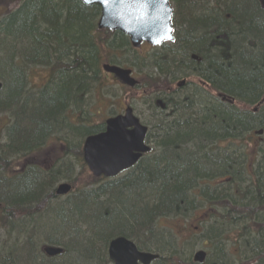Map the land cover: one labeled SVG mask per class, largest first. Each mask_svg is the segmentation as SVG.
I'll return each instance as SVG.
<instances>
[{
    "label": "trees",
    "instance_id": "16d2710c",
    "mask_svg": "<svg viewBox=\"0 0 264 264\" xmlns=\"http://www.w3.org/2000/svg\"><path fill=\"white\" fill-rule=\"evenodd\" d=\"M240 1L245 0H170L173 25L184 30L176 44L142 59L127 36L97 28V6L87 7L79 0H0V81H4L0 115L10 110L6 106L16 105L18 110L12 112L16 111L20 126L10 128L7 142L0 143V168L13 177L0 189V198L9 221L27 229L32 226L33 239L67 245L65 256L49 264H100L108 239L115 235H135L148 248L160 250L156 264H162L178 257L176 238L193 239L197 236L193 230L202 231V245L220 244L209 250L219 262L226 249L233 248L239 254L233 264H264V106L257 116L238 114L207 95L208 90L182 89L155 118L159 130L150 140L156 152L137 171L98 189H88L98 184L91 176L82 186L81 179H69L74 164L85 169L77 142L104 129L103 122L93 124L90 108L92 102L108 101L109 78L118 83L103 72L106 64L142 69L144 100L155 89L171 85L168 80L189 73L205 79L214 93L242 102L257 99L264 89V8L258 0L234 7ZM191 54L199 62L191 60ZM146 66L151 70L144 73ZM37 71L57 74L49 87L23 100L25 86ZM121 87L126 94H136ZM81 109L85 111L80 118H74ZM167 111L173 118L165 115ZM65 142L73 151H52V160L62 163L50 172L28 168L30 156L50 143L58 148ZM22 158L24 166L14 170ZM64 180L73 191L59 201L55 187ZM123 202H132V210ZM116 206L121 211L112 212ZM106 213L114 219L106 218ZM6 217L0 214L3 228ZM217 218L233 228L224 239L208 241L215 234L210 223ZM158 222L166 228L161 233L154 230ZM167 222L179 226L167 227ZM77 229L84 230L90 243L71 242ZM5 244L9 251L5 254L0 246V264L27 263L23 257L11 260L16 242L8 239Z\"/></svg>",
    "mask_w": 264,
    "mask_h": 264
},
{
    "label": "water",
    "instance_id": "95a60500",
    "mask_svg": "<svg viewBox=\"0 0 264 264\" xmlns=\"http://www.w3.org/2000/svg\"><path fill=\"white\" fill-rule=\"evenodd\" d=\"M80 1L87 7L96 5L101 8L97 25L99 30L123 33L129 37L134 48H139L142 43L159 46L165 41H173L172 8L168 0H109L107 6L103 0ZM103 70L128 87L137 85V81L131 77L130 70L109 65H105ZM146 131L133 116L130 108L124 115L107 120L105 131L87 138L84 143L83 158L90 172L97 178L101 176L112 178L133 167L141 154L149 151L144 145ZM71 191V185L62 184L57 188L56 195L65 196ZM109 247V256L115 264L129 263L125 260L124 254L138 260L142 257L146 263L157 258L138 254L134 246L123 239L113 241ZM60 252L55 249L47 250L48 255L54 256ZM194 259L202 263L205 253H197ZM135 261L137 260L134 259L132 263L136 264Z\"/></svg>",
    "mask_w": 264,
    "mask_h": 264
},
{
    "label": "bare ground",
    "instance_id": "6f19581e",
    "mask_svg": "<svg viewBox=\"0 0 264 264\" xmlns=\"http://www.w3.org/2000/svg\"><path fill=\"white\" fill-rule=\"evenodd\" d=\"M229 18V17H228ZM184 30V28H179V31H178V36L176 38V41H175V44L177 43V39L180 35V33ZM195 58V57H194ZM239 64V62H236V64ZM43 65V64H42ZM154 66V64H153ZM18 67V66H16ZM20 68V67H18ZM38 72V71H37ZM42 74L43 75V78L40 79V83L39 84H34L33 81L32 83L30 84H27L25 86V89H24V99H26L28 97L29 94H39V91L41 90V88H46V87H49L51 85V83L53 82V80L55 79L56 77V72L55 71H49V72H38V75ZM0 84H1V89H0V93L2 92V90L4 89V81L2 82V80L0 81ZM156 91L154 93H158V92H161L162 89H155ZM112 96V94H109ZM155 97V96H153ZM218 102H220L222 105L226 106V107H233L235 110H237V113L238 114H245V113H248L250 115H253V116H257L260 114V112L262 110H260L263 106H264V89L263 91L261 92V94L257 97V99L254 101V102H242L241 100L233 97L231 98L230 100L228 101H220L218 100ZM95 106L96 104L94 102H92ZM236 103V106H234ZM108 106V105H107ZM106 106V107H107ZM147 111L148 115H143V118L144 120H142L140 123L144 126H152L156 131L159 130V125H158V121L157 118L159 115H160V110L151 104V102H147ZM10 108V110H9ZM17 106L14 105V106H6L5 110H9V111H6V115H7V126H6V129H5V135L7 134V129L9 128H17L20 127L17 123V119L15 117V113L16 111L12 112L14 109H16ZM93 108H90V113L92 112ZM81 112H77L75 111V116H73L74 118L76 117H79L80 116V113H82L83 109L80 110ZM77 112V113H76ZM110 114L108 115V117H114V112L112 109L109 110ZM73 113V114H74ZM68 114V113H67ZM93 116L95 115V113L92 114ZM116 115L119 117L120 115L116 113ZM70 116V114L68 115ZM73 117H69V118H73ZM96 118V116H94ZM80 118V117H79ZM94 118V120H95ZM172 118V117H169V119ZM77 119V118H76ZM87 118H84V120H86ZM88 120V119H87ZM98 122H94L93 124H97ZM22 128V127H21ZM56 131H58V129H56ZM104 132V129L102 131H98V132H95V133H91V134H87L84 136V138L82 139V142H81V139L77 142V145H78V148H79V153L80 154H84V143H85V140L89 137H92V136H97V135H100ZM260 135L262 133H259ZM82 143V144H81ZM5 144V143H4ZM83 145V146H82ZM61 150H68L69 153H71L73 150H70L69 149V142H65L61 147ZM76 151H77V148H76ZM72 155H74L72 153ZM146 162H142V163H139L138 165H136L132 171L137 168L140 164H144ZM6 169H2L0 168V189L5 186L8 181H11L12 180V176L8 175L9 173H5ZM129 169L128 170H125V171H122L120 172L119 174H117L116 176L112 177V178H109V182H113V181H116V180H119V178L121 177H125L127 174H129L130 172ZM135 171H137V169H135ZM208 196V195H207ZM218 198V197H217ZM204 214V212H201V214ZM0 214L3 215L4 217H6V203H4L1 198H0ZM106 218L110 219V220H113V216H111V214H108L106 213ZM173 217V216H171ZM6 223H5V226L7 229L11 230V231H14L13 229L10 228V226H22L21 223L19 224H15L13 222H10L9 219L6 217ZM31 227V228H30ZM29 229L24 228L23 229V236L25 237L23 240L19 241V239L16 241V245L12 248L13 249V253L10 255L11 256V260L13 262H16L18 261V258L19 257H23L22 259H26L27 258V263L25 264H49V261L50 260H57V259H60L61 257L65 256V254L67 253V245L65 243H56V242H53V241H50L49 239H46V238H32L30 233L32 232V226H30ZM169 227V226H168ZM210 227L213 231L214 236L210 239H208V241H217L221 236L223 238L221 239H224L226 234H227V231H229V229H232L233 226H231L228 222L224 221L222 218H217L215 219L212 223H210ZM209 227V228H210ZM74 239V240H73ZM112 239L114 240V236H112L111 238L108 239V242L107 244L112 241ZM75 240H81V241H84L86 243H90V240H88V235L84 232V230L82 229H77L75 232H74V237L71 238V242H74ZM45 244V245H43ZM134 248L136 247V245L134 243H131ZM220 244H216V246H218ZM27 246H34V255H32L33 253V249L30 248V251H22V252H19L18 251V247L20 248H24V247H27ZM216 246H212L211 248H209V246L207 244H204V248L208 249V250H211V251H215L216 250ZM137 248V247H136ZM147 249V252H139L138 251V254L140 255H151V256H158L160 255L161 256V251L158 250V249H150L148 248L147 246L145 247ZM48 249H55V250H60V254H57V256L54 258V259H50L49 258V255L47 253V250ZM154 251V252H153ZM165 252V250H164ZM69 255V253L67 254ZM173 255V254H172ZM30 257V258H28ZM70 258V255L68 256ZM66 259L67 260H69ZM145 260V259H144ZM143 260V258L141 257L138 262L136 264H145V261ZM30 261V262H28ZM104 261V257L103 259L100 261V264H102ZM147 264H154L153 262H149Z\"/></svg>",
    "mask_w": 264,
    "mask_h": 264
},
{
    "label": "rangeland",
    "instance_id": "374dc122",
    "mask_svg": "<svg viewBox=\"0 0 264 264\" xmlns=\"http://www.w3.org/2000/svg\"><path fill=\"white\" fill-rule=\"evenodd\" d=\"M248 2H250V0H245V1H240L236 4H234V7H239L241 6L242 4L243 5H249ZM251 3V2H250ZM252 4V3H251ZM139 53V57L140 58H144V59H147L149 58L150 55H152L154 52L150 51L148 48L146 49V47H142L141 50L138 52ZM151 70L150 69V66H146L145 69L143 68V71L144 73L146 71H149ZM142 69L141 70H138V69H135L134 71V74H135V77L139 80V77H141L143 74H142ZM140 74V75H139ZM43 78V75L40 74L38 75V72L37 73H33L32 75V80H33V83L34 84H39L40 83V79ZM109 81V84L107 83V89L105 90V96L109 102L107 101H104V102H101L99 104H97L96 102V106L94 105L93 107V113H95V122L97 121L98 123L100 121H105V119L108 118V115L110 114L109 110L112 109L113 112L116 114H121L123 112V110L125 109L126 105H128L129 107H131L134 111V113H136L140 118L141 120H144L143 118V115H148L150 113L146 112L148 107H147V102L144 101V99H140V94L142 93V90H140L139 93H136L135 95L134 94H126L127 92L124 91V89H122V87L120 88L121 85H119L117 82H115L114 80L112 79H108ZM140 81V80H139ZM179 81V80H178ZM158 85V84H157ZM156 85V86H157ZM124 93V94H123ZM109 94H112L109 95ZM123 95V97L121 98V96ZM124 96H126L127 98L124 99ZM108 105V106H107ZM107 106V107H106ZM18 110V108H16ZM143 113V115H142ZM148 113V114H147ZM7 118H5L3 115H0V143L3 145L5 142H7V139L5 138V129H6V126H7ZM9 130V128L7 129V131ZM63 132V131H62ZM151 146L153 147V149L155 150L156 148V145L154 143V140L151 141ZM50 150H53V148L50 149V147H48L47 149H45L43 152V156L44 155H47L49 157V159L53 158L52 156V153ZM162 151V150H161ZM156 152V151H155ZM154 154V153H153ZM152 154V155H153ZM30 162H39V160H37L35 158V156H32L29 158ZM39 169H44L45 171H48L52 165L50 163L48 164H44V165H38ZM14 170L17 171V168L16 166L13 167ZM53 169V167H52ZM12 176V175H10ZM89 176H90V172H88L87 169H83L80 165H76L74 164V173L71 174V176H69V179L70 178H76V179H81L80 180V186L83 185V182L86 181V178H87V181L88 182V179H89ZM65 179V178H63ZM64 181H67V180H64ZM60 183H63V182H60ZM87 187L83 188V187H80L81 190L83 189H86ZM93 188H97L98 189V186L97 184L96 185H93V186H88V189H93ZM70 197V196H68ZM68 197L66 198H62V201L66 200ZM72 197V196H71ZM123 204H126L127 205V209L129 210H132V206H134V204L132 202H123ZM111 211H121V209L116 206L115 208H111ZM160 222V221H159ZM158 222V223H159ZM169 227H177L179 225H176L175 222H167ZM164 225L163 223H159V224H156L154 226V230L157 231V233H161L162 231L165 230V228L162 226ZM39 226H42V224H39ZM50 226H51V229L53 230L55 228L54 224L50 223ZM11 229H13L14 231H11L7 228H3V226L1 227L0 226V246L2 245V247L5 249V254L9 251L6 249H8L7 245L5 244L6 241L8 239H10V241H14L16 242L18 239L19 241L23 240L25 237L23 236V229L25 228V226H10ZM193 232H195V234L197 235L196 237H193V239H184L183 237H179L180 239H178L179 242H183L184 241H188V245L186 244L185 248L181 249V258L183 260V262H181V264H193L192 262H188V260L192 259L193 255L197 252V251H201V250H205V248H202V242H203V239H202V236H199L200 234H202V231L201 230H193ZM233 235V234H232ZM178 237V236H177ZM189 239V240H188ZM45 245V244H43ZM14 246H12L13 248ZM30 248L33 249V253L32 255L35 256L34 254V246H27V247H24V248H20L18 247V251L19 252H22V251H30ZM1 249V248H0ZM206 251V250H205ZM154 252V251H153ZM226 258H230L229 256H225L223 258V261H226V262H232L231 258L230 259H226ZM72 259V257L70 258V260ZM74 261H70V263H73ZM157 263V262H156ZM208 263H212L214 264L215 262L213 261V259H210L208 260ZM222 263V261H220V264ZM165 264H171V263H165ZM172 264H175V262H172ZM218 264V263H217ZM227 264H232V263H227Z\"/></svg>",
    "mask_w": 264,
    "mask_h": 264
},
{
    "label": "flooded vegetation",
    "instance_id": "af4514ba",
    "mask_svg": "<svg viewBox=\"0 0 264 264\" xmlns=\"http://www.w3.org/2000/svg\"><path fill=\"white\" fill-rule=\"evenodd\" d=\"M166 46H168V45L167 44H165V45L163 44V46H161L159 49L161 50L162 48H164ZM151 49H156V48L152 47ZM190 59L193 60V61L196 60L197 62H199V60H200L199 57H197L196 54H191ZM186 76H187L186 78H183V77H185V76H183L180 79H177L175 81L169 80L170 83L174 82L173 85H167L164 89L161 90V92L150 93L149 94V98L146 99V101L147 102H151V104L156 106L159 110H165L166 106L170 105L169 101L172 99V97L174 96L175 93H177L178 91H181L182 89L187 90L189 88H193V89L200 88L202 90H208L209 92H208L207 95L211 96L212 98H214L216 100H219L217 98L216 92L214 93L212 91L211 84H209L205 79H203L202 77H199L195 73H189V74H186ZM181 82H183V83H181ZM153 96H155V97H153ZM168 110L170 111V109H168ZM169 111H167L166 114H165L168 118L172 117V113H173L172 111L171 112H169ZM147 127L149 128V136L151 135L150 137H155V135L157 134V131L153 130L152 126H147ZM59 150H61V148H59ZM145 157H142V159L139 162L140 163L144 162L146 160ZM59 163H62L61 159H59L57 161V164H59ZM54 166L55 165H53V167ZM119 237H122V238H125L127 240L132 241L136 245L137 251H139V252H147V249L145 248L146 245L138 237H136L135 235H130L128 237L127 236L115 235L114 236V240L119 238ZM110 243H111V241L103 249V254L102 255L104 257V261H103L102 264H115L110 259L109 253H108V248H109Z\"/></svg>",
    "mask_w": 264,
    "mask_h": 264
},
{
    "label": "snow or ice",
    "instance_id": "6c2138e0",
    "mask_svg": "<svg viewBox=\"0 0 264 264\" xmlns=\"http://www.w3.org/2000/svg\"><path fill=\"white\" fill-rule=\"evenodd\" d=\"M103 3L105 4V6H107V4L109 3V0H103ZM169 39L171 38V37H168Z\"/></svg>",
    "mask_w": 264,
    "mask_h": 264
}]
</instances>
